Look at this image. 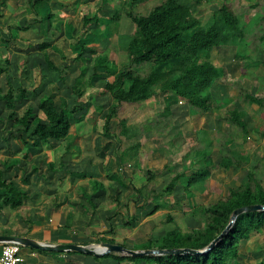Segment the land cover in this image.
I'll use <instances>...</instances> for the list:
<instances>
[{
    "label": "crops",
    "instance_id": "0c3cea01",
    "mask_svg": "<svg viewBox=\"0 0 264 264\" xmlns=\"http://www.w3.org/2000/svg\"><path fill=\"white\" fill-rule=\"evenodd\" d=\"M127 2L44 0L33 8L29 0H0V58L10 61L8 72L0 74V88L4 94L11 85L15 91L27 88L25 98L13 107L0 101V169L4 180L28 193L22 205L0 211V235L81 245H99L102 238H108L138 249L168 231L202 229L204 206L248 180V171L235 165L229 168L242 172L225 176L227 168L220 166L222 154L215 143L211 175L203 187L194 181V170L202 164H192L194 160L186 155L197 143L198 130L228 132L230 125L217 112L191 114L187 99L170 91L122 103L106 131L114 102L106 83L114 75L101 67L100 75H95L92 52L107 54L119 66L127 61L136 29ZM49 11L51 18H47ZM117 11L121 18L114 21ZM82 42L88 49L75 59ZM44 44L48 46L42 49ZM251 49V55L262 61L254 74L264 79V58L258 54L260 49ZM207 53L223 67L226 78H248L243 75L244 62L236 59L237 46H215L203 55ZM234 92L231 83L222 78L212 87L213 96L224 102V108L244 109ZM48 96L58 109L68 110L70 127L65 138L41 142L33 130L15 124L10 114L21 117L32 107L35 116L46 120L40 104ZM165 108L171 113L161 118ZM249 116L247 110L245 120L251 129ZM243 134L237 132L235 139H227H231L232 149H250L243 147ZM173 178L172 192L162 194ZM4 242L0 241V255ZM20 255L19 264H150L144 259L119 260L105 254L23 244ZM263 259L264 228L240 240L238 256L242 264H259Z\"/></svg>",
    "mask_w": 264,
    "mask_h": 264
},
{
    "label": "trees",
    "instance_id": "16d2710c",
    "mask_svg": "<svg viewBox=\"0 0 264 264\" xmlns=\"http://www.w3.org/2000/svg\"><path fill=\"white\" fill-rule=\"evenodd\" d=\"M44 0H29L33 8ZM143 0H128V15L136 25L133 39L128 46V57L122 66L112 61L107 54L97 53L93 59L95 75H100L99 67L114 75L112 82L106 83V88L112 94L114 102L106 118L105 128L108 132L110 119L118 112L124 102H140L159 91H170L175 95L187 99L191 114L218 112V117L226 120L230 126H237L247 135L249 128L245 116L247 110L232 109L220 114L224 102L213 96L212 87L219 78L224 77L222 66L210 60V54L203 55L215 46H237L236 59L244 62V69L255 73L262 61L254 58L252 49H262L264 52V3L259 0L250 1L249 7L257 9L249 20H243L231 7L228 0L212 13V20L204 22L194 16L188 6L181 0H162L153 6L148 13H138L136 6ZM217 2L220 0H194V3ZM121 11L113 16L114 21L121 18ZM49 11L47 18H51ZM48 44H44L42 49ZM81 49L75 59L83 57L88 45L82 42ZM86 60V58H85ZM9 59L3 62L0 58V74L8 72ZM52 68L57 66L52 65ZM239 90V98L251 104H257L264 110V97H258L246 89L240 81H232ZM27 94V88L15 91L11 85L7 93L0 88V101L6 100L10 107L21 101ZM46 120L38 118L33 108H27L25 114L16 117L10 114L15 124H22L27 131L33 130L37 141L47 142L50 139L65 138L70 127V113L66 108L58 109L52 96H48L40 104ZM171 113L165 108L161 118ZM125 125L126 121H122ZM217 138L207 129L198 130L196 145L188 152L187 158H192V164H202V168L194 170V181L203 187L206 179L211 175L214 162L211 158L213 145L220 146L222 159L220 166L229 168H249L248 180L236 188H231L229 194L216 202L204 206V227L202 229H181L168 231L159 239H149L137 246L138 249L152 248H192L205 249L231 221L234 211L238 208L264 204V183L258 175L256 160L263 162L264 157L249 154L239 149H232L227 139L235 133L232 128L228 132L218 130ZM212 135V136H211ZM254 158V159H253ZM173 178L162 194L171 193L174 188ZM103 187V185L101 186ZM161 194L157 195L159 198ZM28 197L27 191L19 189L13 181L4 180L0 169V211L5 206L18 207ZM169 219L173 217L170 215ZM136 221V218H133ZM264 228V210L245 211L238 215L235 223L207 252L167 253L142 256H123L114 252L105 255L114 256L119 260L126 257L144 259L150 264H242L238 260L239 242L248 239L252 232ZM102 241L112 242L108 238ZM264 264V259L259 262Z\"/></svg>",
    "mask_w": 264,
    "mask_h": 264
},
{
    "label": "rangeland",
    "instance_id": "374dc122",
    "mask_svg": "<svg viewBox=\"0 0 264 264\" xmlns=\"http://www.w3.org/2000/svg\"><path fill=\"white\" fill-rule=\"evenodd\" d=\"M162 0H143L136 6V11L138 13H148L150 9L155 6L156 4L160 3ZM255 1V0H253ZM261 2H264V0H259ZM181 2L185 3L191 14L194 16L200 17L204 22H208L212 20V13L214 10L218 9L220 5L224 2V0L215 1V2H203L201 4L194 3V0H181ZM228 3L231 5V7L241 16L243 20H249L254 13L257 11V9H253L249 7L250 1L248 0H228ZM259 56L264 58V52L262 49L259 50ZM243 75H248V78H242L239 80H231L229 77L226 78L225 75L222 78L225 82L231 83V85L234 87L235 94H237V98L239 100V104L244 107L245 110H248L250 112V116L248 119L252 121L251 129H249V134H243V137L240 139L243 143V147H250V149H239L243 152H249V154H258L260 157H264V110L257 104H251L247 101L241 100L239 98V90L237 87L232 83V81H240L241 84L248 89L250 92L255 93L256 96L263 97L264 96V79L259 78L258 75L254 74V71H246ZM241 109V110H244ZM227 111L226 108H222L220 111L221 113H225ZM218 115V112H217ZM247 116V114H246ZM226 121V120H225ZM257 124V126H255ZM255 126V127H254ZM232 130L235 133L237 132H243L240 131V129L237 126H230ZM251 130V131H250ZM214 138L217 132H212ZM244 133V132H243ZM212 136V135H211ZM212 136V137H213ZM232 140L235 139V137L231 138ZM231 139L229 141H231ZM228 141V142H229ZM254 159V158H253ZM255 164L258 166V175L260 176L261 181L264 183V167L262 166L263 162L260 160H256ZM233 166V165H232ZM245 171L249 172V168H240ZM240 169H236L234 167L227 168L225 171V176L227 177H233L238 176ZM227 196V195H226ZM223 196L222 198L226 197ZM221 198V199H222ZM186 230V229H185Z\"/></svg>",
    "mask_w": 264,
    "mask_h": 264
},
{
    "label": "water",
    "instance_id": "95a60500",
    "mask_svg": "<svg viewBox=\"0 0 264 264\" xmlns=\"http://www.w3.org/2000/svg\"><path fill=\"white\" fill-rule=\"evenodd\" d=\"M256 210H264V204H252L248 206H244L238 208L234 211L231 221L227 225V227L223 230V232L218 235L205 249H192V248H156V249H133L128 248L120 243H111V242H103L99 245H81L75 243H68V244H46V243H39L34 241L32 238L29 237H16V236H6L0 235V241H7V240H16L23 245L32 246L40 249H49V250H75V251H82L89 254L94 255H104L110 252L120 253V254H129L132 256H142V255H149V254H167V253H192V254H202L207 252L211 247H213L220 239H222L230 228L235 223L238 215L245 211H256Z\"/></svg>",
    "mask_w": 264,
    "mask_h": 264
},
{
    "label": "built area",
    "instance_id": "2783aa9c",
    "mask_svg": "<svg viewBox=\"0 0 264 264\" xmlns=\"http://www.w3.org/2000/svg\"><path fill=\"white\" fill-rule=\"evenodd\" d=\"M20 248L21 243L16 240L5 241L0 255V264H19L23 260Z\"/></svg>",
    "mask_w": 264,
    "mask_h": 264
}]
</instances>
